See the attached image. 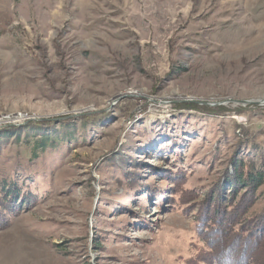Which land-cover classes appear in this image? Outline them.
Segmentation results:
<instances>
[{"label": "rangeland", "instance_id": "374dc122", "mask_svg": "<svg viewBox=\"0 0 264 264\" xmlns=\"http://www.w3.org/2000/svg\"><path fill=\"white\" fill-rule=\"evenodd\" d=\"M236 101H264V0H0V193L27 199L0 264H214L202 199L264 172V106Z\"/></svg>", "mask_w": 264, "mask_h": 264}, {"label": "trees", "instance_id": "16d2710c", "mask_svg": "<svg viewBox=\"0 0 264 264\" xmlns=\"http://www.w3.org/2000/svg\"><path fill=\"white\" fill-rule=\"evenodd\" d=\"M181 107L194 111L225 113L230 110L220 107L211 110L193 103ZM16 128L0 131L7 134ZM40 137L35 149L49 146L52 136ZM245 158V157H244ZM231 173L225 182L209 190L199 207L198 236H202L209 248V258L214 264H264V207L256 215H249L258 200V190L264 185V172L257 171L252 162L246 164L239 158L231 161ZM15 184L3 186L0 193V230L9 226L10 218L22 211L27 199ZM18 200H20L18 202Z\"/></svg>", "mask_w": 264, "mask_h": 264}, {"label": "water", "instance_id": "95a60500", "mask_svg": "<svg viewBox=\"0 0 264 264\" xmlns=\"http://www.w3.org/2000/svg\"><path fill=\"white\" fill-rule=\"evenodd\" d=\"M182 102V101H181ZM184 102H188V103H193L196 104L198 106H209V107H214V106H221L223 105V103L220 102H205V101H199V100H193V99H184ZM235 104H252V105H256V106H264V101H256V102H243V101H236Z\"/></svg>", "mask_w": 264, "mask_h": 264}, {"label": "built area", "instance_id": "2783aa9c", "mask_svg": "<svg viewBox=\"0 0 264 264\" xmlns=\"http://www.w3.org/2000/svg\"><path fill=\"white\" fill-rule=\"evenodd\" d=\"M17 117L21 118V117H22V115H21V114H18V115H17ZM17 117H16V118H17Z\"/></svg>", "mask_w": 264, "mask_h": 264}]
</instances>
